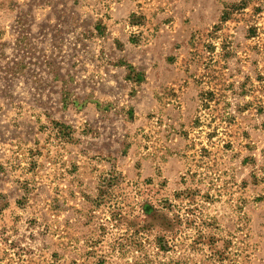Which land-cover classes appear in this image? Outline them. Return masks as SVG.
Instances as JSON below:
<instances>
[{"label":"rangeland","instance_id":"374dc122","mask_svg":"<svg viewBox=\"0 0 264 264\" xmlns=\"http://www.w3.org/2000/svg\"><path fill=\"white\" fill-rule=\"evenodd\" d=\"M0 264H264V0H0Z\"/></svg>","mask_w":264,"mask_h":264}]
</instances>
